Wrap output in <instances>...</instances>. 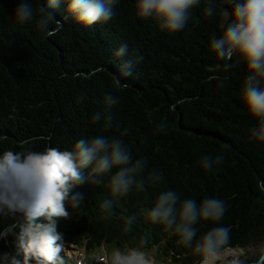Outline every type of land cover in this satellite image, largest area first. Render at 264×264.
Instances as JSON below:
<instances>
[{"label": "trees", "instance_id": "obj_1", "mask_svg": "<svg viewBox=\"0 0 264 264\" xmlns=\"http://www.w3.org/2000/svg\"><path fill=\"white\" fill-rule=\"evenodd\" d=\"M27 2L38 8L44 0ZM19 3L0 0V155L71 150L80 139L97 136L121 139L133 160L147 161L143 172L158 176L165 191L198 204L208 197L225 201V223L200 221L199 226L228 225L238 244H264V145L249 139L256 121L240 100L246 73L243 64L226 69L227 62L209 51L212 37L226 26L230 6L201 0L187 26L168 34L153 20L136 16V0H119L112 19L90 27L65 19L61 5L55 16L59 24L50 26L57 31L47 36L34 21L16 24ZM209 3L216 5L210 18L204 14ZM121 45H127V55L118 57ZM128 60L137 61L133 75L122 77ZM109 96L117 101L110 107ZM95 113L110 115V127L104 119L93 122ZM220 154L224 161L213 170L200 166L202 157ZM98 183L89 179L73 189L81 194V204L66 202L69 216L57 218L59 234L85 218ZM156 198L148 195L144 202ZM116 210V216L99 212L92 227L110 236L117 232L114 242L123 243L118 228L129 214ZM11 222L0 218V232ZM132 228H144L146 242L152 236L135 221ZM11 257L24 263L16 237L0 236V264H10Z\"/></svg>", "mask_w": 264, "mask_h": 264}, {"label": "clouds", "instance_id": "obj_2", "mask_svg": "<svg viewBox=\"0 0 264 264\" xmlns=\"http://www.w3.org/2000/svg\"><path fill=\"white\" fill-rule=\"evenodd\" d=\"M118 3L119 0H44L34 8L27 0H21L13 16L16 24L34 21L38 31L52 36L57 29L50 26L59 24L55 16L61 5L65 19L71 18L77 24L90 27L112 19ZM200 4L201 0H136L135 14L142 20H153L161 31L174 34L187 26L192 18L191 10ZM220 4L230 6L231 11L224 13L226 26L219 37H212L209 51L216 59L227 62L226 69L243 64L246 75L240 88V100L246 114L256 121L249 129V139L264 145V0H220ZM215 13V4L205 6L206 17ZM115 54L127 55V45H121ZM136 63V60L125 61L121 76H132ZM106 103L110 107L117 101L109 96ZM101 119L110 127V115L95 113L92 116L93 122ZM164 127L158 126L157 130L163 131ZM223 161V154L215 158L206 155L199 163L211 171ZM146 164L143 157L133 160L123 140L107 136L82 138L71 150L50 147L41 152L5 151L0 155V218L12 222L3 228L0 236L16 237L24 264H65L61 255L64 251L62 236L56 231V224L57 218L69 216L66 202L72 207L81 204V194L74 193L73 189L89 179L99 182L102 176L110 174L107 187L111 195L124 196L134 186H144L146 180L141 174ZM110 204L105 201L101 207L107 211ZM226 211L227 204L219 198L208 197L198 204L195 199H181L176 191L167 190L156 198L147 218L173 230L180 243L200 257L199 264H217L231 254L230 228L212 227L195 239L199 231L196 225L200 221L219 222ZM134 219L133 216L126 220L125 231L131 229ZM10 264H21V261L11 257ZM106 264H156V261L147 251L133 247L115 249ZM227 264L245 262L236 257L227 260ZM256 264H264V252L256 259Z\"/></svg>", "mask_w": 264, "mask_h": 264}, {"label": "rangeland", "instance_id": "obj_3", "mask_svg": "<svg viewBox=\"0 0 264 264\" xmlns=\"http://www.w3.org/2000/svg\"><path fill=\"white\" fill-rule=\"evenodd\" d=\"M104 178L105 177L101 178V180ZM148 190L159 195L161 192L165 191L166 188L164 187L163 183H156L152 185L151 187H149ZM222 193L224 192L219 191L220 195ZM64 240L65 242L62 243L64 246V251L61 253L62 257L70 259L71 257L77 256L78 252H77V249L75 248V243H73L71 240H66V239ZM262 252H264V244L254 243V247L241 248V253L237 257H239L241 260H244V262L246 263L249 261L250 256H254L257 259ZM156 263L160 264V262H156Z\"/></svg>", "mask_w": 264, "mask_h": 264}, {"label": "bare ground", "instance_id": "obj_4", "mask_svg": "<svg viewBox=\"0 0 264 264\" xmlns=\"http://www.w3.org/2000/svg\"><path fill=\"white\" fill-rule=\"evenodd\" d=\"M67 21V20H66ZM114 209V210H113ZM107 212L109 213V214H114L115 216H116V212H117V210H116V208L113 206V207H110L108 210H107ZM238 229V228H237ZM122 239V238H121ZM64 241V237H62V241L61 242H63Z\"/></svg>", "mask_w": 264, "mask_h": 264}, {"label": "water", "instance_id": "obj_5", "mask_svg": "<svg viewBox=\"0 0 264 264\" xmlns=\"http://www.w3.org/2000/svg\"><path fill=\"white\" fill-rule=\"evenodd\" d=\"M252 264H256V263H252Z\"/></svg>", "mask_w": 264, "mask_h": 264}]
</instances>
